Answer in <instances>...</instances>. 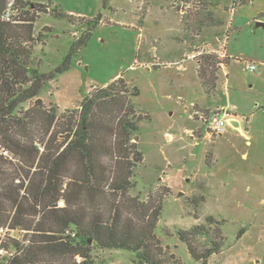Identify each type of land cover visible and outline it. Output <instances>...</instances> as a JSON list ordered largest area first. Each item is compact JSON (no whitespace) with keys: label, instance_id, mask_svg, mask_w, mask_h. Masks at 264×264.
I'll list each match as a JSON object with an SVG mask.
<instances>
[{"label":"trees","instance_id":"1","mask_svg":"<svg viewBox=\"0 0 264 264\" xmlns=\"http://www.w3.org/2000/svg\"><path fill=\"white\" fill-rule=\"evenodd\" d=\"M10 2L0 0V173L9 161L3 149L30 167L22 183L16 184V195L6 194L5 185L0 189V229L9 225L33 232L24 250L17 254L21 249L17 248L5 264H100L92 255L95 247L133 252L137 264H184L173 255L170 261L165 259L156 232L166 197L172 193L170 186L163 185L147 199L130 194L136 186V170L145 160L137 138L140 122L148 118L136 104L137 85L120 75L86 93L77 109L62 114L56 104L48 107L41 98L50 81L69 70L73 56L87 43L103 14L83 18L89 30L71 46L61 66L44 72L34 54L36 42H42V35L35 34V23L49 12V5L14 0L18 14L6 20ZM200 2L208 4V0ZM190 17L186 13V19ZM197 59L198 77L209 93L217 86L215 72L230 58L205 52ZM38 131L48 137L42 152L35 138ZM205 163L215 164L212 148ZM200 188L188 198L193 208L205 205V185L200 183ZM61 200L64 205L59 206ZM206 222L177 230L194 264H208L226 240L221 230L228 220L208 215ZM212 226H217V235L212 234ZM164 229L169 237L168 227ZM243 233L241 228L236 240ZM200 237L209 247L202 246ZM0 247L9 248L3 241Z\"/></svg>","mask_w":264,"mask_h":264},{"label":"rangeland","instance_id":"2","mask_svg":"<svg viewBox=\"0 0 264 264\" xmlns=\"http://www.w3.org/2000/svg\"><path fill=\"white\" fill-rule=\"evenodd\" d=\"M28 1L49 5V12L39 16L35 23V34L40 33L42 35V42H36L34 54L41 60L39 68L44 72L61 66L66 55L71 51V46L89 30L83 18L92 19L100 13L104 17L103 23L101 22L93 29L92 34L87 38V43L73 56L71 64L74 67L76 60H82L84 75L90 81L101 85L109 84L117 74L124 75L128 79L138 76L137 72L133 70L135 69L134 64L137 54L140 55L139 58L147 57L149 50L153 52V47L159 48L160 51L165 50L172 53V55L182 54L184 51L183 48L181 49L180 40H186L187 43L189 40L193 42L192 47L188 46L198 65V55L205 52L216 53L215 50L224 53L226 46L228 56L231 59L227 64L228 72L225 79L229 82L232 73L239 77L237 83H235V77L231 79V88L239 85L243 88L248 87L252 84L253 73L264 67L263 64H259V62L264 63L259 59L260 56H264V28H255V22H264V0H252L248 3H240V0H208V4L201 3V0H107L105 5L104 0ZM235 1L238 5L235 8L236 10L232 12L231 5H234ZM136 6H138L137 10L140 18H136ZM186 13L191 15L189 20L186 19ZM208 13H210V18ZM140 20L142 21L140 23L142 30L130 26L131 22L138 23ZM45 27H50L51 30H45ZM183 27L184 34L181 33ZM140 31L142 36H139ZM216 37L221 40L225 38V46L215 49L216 44L213 39ZM223 58H226V55ZM253 62H257L258 71L246 70V63ZM217 72L215 73L217 74ZM152 79L154 80V78ZM139 82H142V79ZM98 84L90 86L87 93H93L97 88L102 87ZM48 86L42 92L41 98L45 105L50 107L52 101L48 102V100L52 96L48 94ZM168 86L171 85L168 84ZM81 98L73 101L74 103L67 108H59V112L62 114L74 111L79 107L83 99ZM143 101H149L145 93L140 99L136 98L137 106L141 107L140 104ZM31 103L32 101H29L23 106L27 109ZM181 109L183 111L182 118L186 120L188 113L185 112L187 110H185V107ZM208 117L209 114L205 113L204 120L206 121ZM144 122L146 121L142 120L140 122L138 135L146 132V130L150 131V128L147 129ZM36 133V142L40 145V152H42L45 150L48 137L44 136L41 131ZM214 137L215 135H213ZM61 140L62 138H59L58 142ZM144 149L147 153L144 154V164L136 170V186L130 190V194L140 195L142 198L147 199L149 193L156 194L163 185L167 184L159 179L164 168L154 166V155L148 152L146 148ZM1 151L9 161L0 173V189L2 185H5L6 194L16 195V184L22 183L26 170L30 166L20 161L18 157H14L10 152L5 154L3 150ZM252 156L254 157L253 154ZM222 161L219 162L226 163ZM33 170L34 168L31 169V171ZM211 190L212 188L205 193L207 198L209 197V201L202 209L191 207L188 198L183 194V190H181L182 193L179 196L171 190L172 193L166 197L156 232L162 239L166 254L164 257L168 261H170V256L173 255L183 261L184 264H194L189 257L190 254L187 248L179 241L177 230L179 228L188 230L200 222L207 223L208 213L206 212L215 210L216 206V194ZM58 204L59 206L64 205V200H61ZM7 206H9L8 210L10 211V205ZM263 207L257 208L255 210L256 214L264 213ZM195 215L202 216V220L196 219ZM236 220L224 224L221 230L226 237L222 249L236 241L241 226H244ZM165 227L169 229V237L164 229ZM2 228H4V231H0V244L3 241L9 247L7 249L0 247V251L5 250L2 254L0 253V264H5L9 261L11 253L14 254L19 248L21 249L17 254L24 250L29 243L33 230L15 228L17 231L9 225ZM211 229L213 235L218 234L217 226H212ZM7 238L17 240V242H20L19 246ZM198 240L203 247H209L206 239L200 237ZM133 254L129 251L101 249L99 247H95L92 253L100 264H137ZM261 254L259 264H264V248H262ZM212 258L209 259L210 263L208 262V264H220L218 257L215 262H211ZM78 259L80 258L78 257Z\"/></svg>","mask_w":264,"mask_h":264},{"label":"crops","instance_id":"3","mask_svg":"<svg viewBox=\"0 0 264 264\" xmlns=\"http://www.w3.org/2000/svg\"><path fill=\"white\" fill-rule=\"evenodd\" d=\"M243 1L239 2L252 0ZM234 3L232 12L238 5L236 1ZM137 8L136 18H140ZM130 26L142 30L140 22H131ZM181 33L184 34V27ZM139 36H142L141 31ZM217 38L213 39L214 48L225 46V38ZM180 41L182 54L172 55L153 47L147 57L136 56L133 70L138 76L127 79L139 88L137 98L140 99L143 93L149 98L140 104L142 108H138L148 116L144 125L150 128L138 135V142L144 154H147L146 148L154 155L153 165L164 168L159 179L170 186L174 194L179 196L183 190L189 198L200 192V183H203L205 204L209 201L205 194L209 189L216 194L215 210L206 213L229 222L237 219L236 222L244 225L241 226L244 228L241 238L215 254L211 262L218 257L220 264H259L264 248V213L258 215L255 210L264 206V67L258 71L257 62H253L257 64L258 72L253 71L252 84L231 88V79L235 77L237 83L239 77L232 73L228 82L225 79L227 65L221 64L217 86L208 93L198 77V64L189 50L188 45L193 42ZM225 53L230 58L226 46ZM259 59L264 62V56ZM82 68V60H76L74 67L71 64L68 71L52 79L48 84V94L52 98L48 102L67 108L73 101L83 98L90 86L98 84L90 81ZM119 76L117 74L115 78ZM182 107L189 110L185 112L188 113L186 120L182 118ZM217 112L229 123L223 134L213 138L205 128L204 114L212 117ZM210 148L215 159L212 167L205 163ZM198 220H202V216Z\"/></svg>","mask_w":264,"mask_h":264},{"label":"built area","instance_id":"4","mask_svg":"<svg viewBox=\"0 0 264 264\" xmlns=\"http://www.w3.org/2000/svg\"><path fill=\"white\" fill-rule=\"evenodd\" d=\"M12 4L13 3L10 2L7 13L4 15V18H6V20H10L12 18V15L18 14V10L14 9ZM224 51H225V49H224ZM216 53L222 58H223V56L225 57V55H227L225 52L223 53L222 51H216ZM256 69H257L256 63H246V70L255 71ZM204 123H205V128L210 135H217V134H223L224 133L225 127L229 123V120L217 112L212 117H208ZM3 151L5 154H8V151H6L4 149H3ZM1 230L4 231V228L0 229V231ZM15 230H17V229H15ZM68 233L71 234L72 236H75L74 232L71 233L70 231H68ZM3 251H5V250L3 249L2 251H0V253L2 254ZM12 255H13V253H11V256Z\"/></svg>","mask_w":264,"mask_h":264},{"label":"water","instance_id":"5","mask_svg":"<svg viewBox=\"0 0 264 264\" xmlns=\"http://www.w3.org/2000/svg\"><path fill=\"white\" fill-rule=\"evenodd\" d=\"M257 27H263V28H264V22L257 21V22L255 23V28H257ZM234 123H235V122H234Z\"/></svg>","mask_w":264,"mask_h":264}]
</instances>
